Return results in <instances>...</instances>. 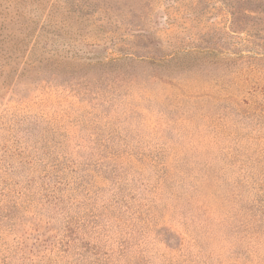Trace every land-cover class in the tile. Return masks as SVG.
<instances>
[{
	"label": "rangeland",
	"instance_id": "obj_1",
	"mask_svg": "<svg viewBox=\"0 0 264 264\" xmlns=\"http://www.w3.org/2000/svg\"><path fill=\"white\" fill-rule=\"evenodd\" d=\"M0 264H264V0H0Z\"/></svg>",
	"mask_w": 264,
	"mask_h": 264
},
{
	"label": "trees",
	"instance_id": "obj_2",
	"mask_svg": "<svg viewBox=\"0 0 264 264\" xmlns=\"http://www.w3.org/2000/svg\"><path fill=\"white\" fill-rule=\"evenodd\" d=\"M199 51H206V50H199ZM178 53V52H177ZM175 53L174 55H172L171 57H160V58H151L153 61H156L157 63H161V64H164L165 67H172L171 65L174 63V62H178L180 60V58L176 57V54ZM187 55V54H186ZM182 66L186 65V64H181Z\"/></svg>",
	"mask_w": 264,
	"mask_h": 264
}]
</instances>
